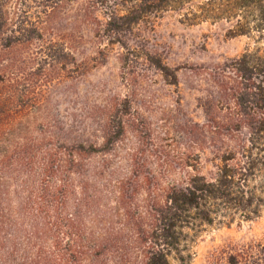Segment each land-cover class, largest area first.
Returning a JSON list of instances; mask_svg holds the SVG:
<instances>
[{
  "label": "trees",
  "instance_id": "obj_1",
  "mask_svg": "<svg viewBox=\"0 0 264 264\" xmlns=\"http://www.w3.org/2000/svg\"><path fill=\"white\" fill-rule=\"evenodd\" d=\"M166 12L223 23L254 48L196 69L205 121L186 124L191 145L156 166L140 136L115 149L128 129L139 135L132 96L147 74L178 84L177 68L129 44L139 23ZM87 22L101 64L121 51L126 93L68 120L55 98L82 74L71 29ZM263 214L264 0H0V264H190L207 228ZM206 264H264V234Z\"/></svg>",
  "mask_w": 264,
  "mask_h": 264
},
{
  "label": "rangeland",
  "instance_id": "obj_2",
  "mask_svg": "<svg viewBox=\"0 0 264 264\" xmlns=\"http://www.w3.org/2000/svg\"><path fill=\"white\" fill-rule=\"evenodd\" d=\"M71 7V12L77 9V5ZM227 29L223 23L187 25L178 12L149 16L135 27L137 36L129 44L143 47L158 55L168 67L177 68L178 84L170 86L159 75L147 74L142 87L133 96L131 94L139 135L128 129L126 136L117 144L115 153L123 155L136 148L137 137L140 136L145 140L142 148L148 152L149 163L157 166L165 154L181 152L191 145L185 132L186 124L205 121L200 106L205 96L202 89L206 86L196 69L216 67L254 48L251 39L230 38ZM93 30L89 22L75 23L71 29L74 37L71 51L83 71L78 81L66 89L69 92L66 97L55 98L57 108L62 115L67 114L68 120L69 115L90 112L112 93H126L120 82L118 55L121 51L113 46L101 64L97 53L101 45L98 46ZM210 170L209 163L202 164L203 174L207 175ZM263 234L264 214L252 222L207 228L193 247L194 258L190 264H206L208 257L219 249L229 244L258 240Z\"/></svg>",
  "mask_w": 264,
  "mask_h": 264
}]
</instances>
